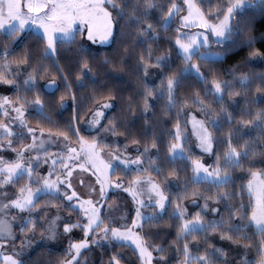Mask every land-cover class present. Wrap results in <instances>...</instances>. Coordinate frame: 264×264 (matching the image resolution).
I'll return each mask as SVG.
<instances>
[{
    "label": "snow or ice",
    "instance_id": "snow-or-ice-1",
    "mask_svg": "<svg viewBox=\"0 0 264 264\" xmlns=\"http://www.w3.org/2000/svg\"><path fill=\"white\" fill-rule=\"evenodd\" d=\"M257 23L264 0H0L3 264H264V73L219 68L264 64Z\"/></svg>",
    "mask_w": 264,
    "mask_h": 264
},
{
    "label": "trees",
    "instance_id": "trees-1",
    "mask_svg": "<svg viewBox=\"0 0 264 264\" xmlns=\"http://www.w3.org/2000/svg\"><path fill=\"white\" fill-rule=\"evenodd\" d=\"M214 2H218V0H214ZM257 38H259L262 34H264V23H257L256 25V31L254 33ZM32 38L29 36L28 39L21 45H19L16 48V55H22L24 53L25 47L26 45L31 43ZM91 47V46H90ZM257 48H259L261 51H264V43H257L256 45ZM97 54V60H102L106 55H110L113 51H114V46L111 45L108 48L105 49H100V50H95L93 47H91ZM248 56V50L244 49L242 50L239 55H235L233 57H231L230 59H227L226 62L222 65L219 66L221 71H226L229 68L235 67L237 65L240 66L241 71L244 73H254V74H260V73H264V64H262L260 61L258 60H254L250 63H244L245 58ZM112 75L116 78H119L120 80L123 81H127L129 88L127 90H123L122 92L118 93V96H122L123 98H127L129 95H131L136 87V83H135V79L133 78V76L129 73H112ZM46 81H41V84H44ZM74 90H75V85H74ZM61 91H63V89H61ZM60 93H57V96ZM79 95V93H77ZM9 95H12L11 91H9ZM255 85H253L252 88V96H255ZM236 99L240 102V107H246L245 101L243 98L241 97H236ZM260 107H264V105H259ZM126 107V105L123 104V101L118 99L115 102V107L112 109L111 113L109 114V116H116V117H120L122 115V108ZM63 115L62 117H54V119H59L62 122L63 121H67L69 119H71V115H72V110H71V105H67L65 109L62 110ZM86 136L88 135V133H84ZM125 143L123 137H120L117 139L116 144H114L113 146H117V144L119 145L121 151H123V144ZM131 150V148L129 149ZM132 151V150H131ZM119 171V170H118ZM120 175H123L122 172H120ZM237 175H242L241 173H237ZM183 182V174L181 177L180 181H175L173 180V185L180 183L182 185ZM246 180L243 181V183L246 184ZM241 183V181H237V185L239 186V184ZM172 193H176L177 191H182V188L177 189L175 186H173L171 188ZM246 195V194H245ZM185 204L189 205V210L193 211L194 209L191 207L190 201H185ZM168 232H172L171 229H165ZM174 235V232L172 233ZM123 251H126L128 253V255L132 258L135 259L134 256H132V253L129 249H123ZM63 252L64 250L62 249H53L47 246H42L37 248L35 251L32 252V258L33 260H39L40 264H55V261L59 258H61L63 256ZM101 254V250L100 249H95L93 252L89 253L88 256L91 260H98L99 256ZM107 258V255H105V259ZM0 264H3V261L0 259Z\"/></svg>",
    "mask_w": 264,
    "mask_h": 264
},
{
    "label": "rangeland",
    "instance_id": "rangeland-1",
    "mask_svg": "<svg viewBox=\"0 0 264 264\" xmlns=\"http://www.w3.org/2000/svg\"><path fill=\"white\" fill-rule=\"evenodd\" d=\"M88 44L91 47H93L95 50L105 49V48H108V47L111 46V44H100L99 42L96 43V44H91V42H88ZM0 94L9 95V90H7L6 88L0 87ZM111 111H112V109L108 110L107 114L109 115L111 113ZM80 126L83 129V134L84 133H88L89 130H88L87 125L81 124ZM193 151L195 153L199 154L197 149L193 148ZM127 154L128 155H133V156L135 155V153L133 151H131V150H129V152ZM113 191H116V190H113ZM118 194H119L120 197H122L124 200L127 201V211L129 212L130 216L134 215V212L132 211L133 205L131 203V199L129 197H127L126 194H124L122 192L121 193H118ZM115 198H116L115 196H112V199H115ZM74 235L77 238H79V237L82 236V233H80L79 229H77V230H75ZM42 246H45V245H41L40 247H42ZM47 247H50V248H53V249H62V250H64L67 247V242L66 241H63V242H61L59 244H48ZM0 251H2L6 255H11L12 254L11 253V250H10V246L8 248H5V249L0 250Z\"/></svg>",
    "mask_w": 264,
    "mask_h": 264
}]
</instances>
